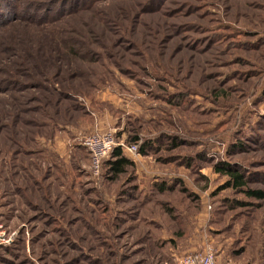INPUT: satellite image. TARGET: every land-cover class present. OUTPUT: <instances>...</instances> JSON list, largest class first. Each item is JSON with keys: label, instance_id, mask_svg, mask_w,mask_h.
Here are the masks:
<instances>
[{"label": "rangeland", "instance_id": "obj_1", "mask_svg": "<svg viewBox=\"0 0 264 264\" xmlns=\"http://www.w3.org/2000/svg\"><path fill=\"white\" fill-rule=\"evenodd\" d=\"M39 1L50 4L51 15H66L38 27L16 25L20 34H8L14 55L3 46L0 66L27 49L35 60L26 65L28 84L68 92L88 108L96 88L91 98L108 96L110 115L125 130L121 142L133 131L141 138L178 135L186 144L179 154L203 158L187 168L139 155L136 170L117 180L95 178L88 153L82 146L70 151L65 131L47 139L28 128L32 134L16 135L14 126L11 135L9 93L0 91V224L14 234L0 248V264H178L190 232L179 216L187 212L191 230L201 232L196 243L210 244L217 264H264V201L219 190L227 179L213 167L240 168L248 188L264 193V0H93L81 12L66 0ZM64 39L85 46L77 48L79 58L52 65L64 54ZM68 62L77 73L66 82ZM169 94H185L187 109L166 104ZM81 112L69 111L70 124ZM146 171L174 190L157 195L147 185L150 202L130 192L135 183L141 188L135 176ZM234 201L248 206L231 208ZM143 217L155 225L141 223Z\"/></svg>", "mask_w": 264, "mask_h": 264}, {"label": "trees", "instance_id": "obj_2", "mask_svg": "<svg viewBox=\"0 0 264 264\" xmlns=\"http://www.w3.org/2000/svg\"><path fill=\"white\" fill-rule=\"evenodd\" d=\"M13 1L14 0H0V34L2 30L9 29L6 34L7 36L5 35V37L2 38L4 34L0 35V50L3 49L4 46L5 50L8 51L10 55H14L10 51L12 48L15 47L13 46V41L15 37L12 38L8 34H13L14 31L20 34V30L16 28V25L38 27V25L41 24L44 25L58 22L59 20L61 21L66 15V11H60L59 9L55 11V14L51 15L52 10L50 4L46 5V3H42L39 0H16L19 1V6L13 5ZM92 1L93 0H66V2L68 3V9H71V11L76 10L77 12L88 11L93 5ZM22 2L25 3L24 7L22 6ZM41 11L43 12L41 13ZM39 15L40 17H38ZM49 15L51 16L49 17ZM71 41L72 42H69V40L67 39H64V41L62 40V46L59 47L58 51H63L64 54L61 58L60 56L56 57V59L53 58L52 65L53 62L60 63L62 59H66L65 57L70 59L79 58L80 54L78 53L79 51H77V48L81 50V47H84L85 45L78 44L73 40ZM79 45H81V47ZM53 52L58 55L55 50H53ZM50 55L52 56V52H50ZM20 56L21 58H19L17 62L8 61L6 63H1L2 67L0 66V69L2 70L0 71V75L6 76V78L0 79V91H4L7 94L9 93L8 103L5 105L6 108L4 109H7L9 107L5 118H7V120H10L11 124H9V127H5H7L9 131H11L10 134L13 135L14 126H16L19 130V132L14 130L18 132L16 135L22 134L23 136H26L28 133H31L28 130L25 131L26 128L34 129L35 136L41 135L38 137L44 136L47 139H52L55 133H57L58 135V133H63L64 131L68 133L70 137H73L76 133H83L87 135L86 132H84V125L87 123L92 124L95 119L94 115L98 112H101V105L99 104V102L91 98L93 97L92 94L94 93L96 88H94L92 92H90V107L88 108L85 105L79 104L76 99L77 96L70 95L68 94V92L65 93L64 91L57 92L56 90H50L44 88L39 83L28 84L27 81H31L30 78L33 79V77L28 74L29 69L26 67V65L28 61L30 63H35V60L32 58L31 53L27 49H24L21 52ZM45 61L47 63L46 56ZM70 61L72 62V60ZM69 62L66 65V70L69 77L68 79H66V82L74 79L73 75H76L77 73L71 70H76V66H72ZM61 71V68L56 69L55 73L57 77L60 75ZM42 76H44L43 72L41 74V77ZM21 78L24 79L23 82L19 80ZM31 90L33 92H31ZM185 97V94H169L166 96L165 100L163 99V101L169 106H180V108L186 110L187 107L185 106ZM67 101H75L77 106H65L64 102L67 103ZM31 102L35 103L33 107L29 106ZM69 111H72L74 113H80L82 111V116L81 118H78L76 123L70 124L73 119L68 116ZM36 115L38 118H36ZM5 118H0V120ZM134 119L137 118L134 117ZM138 120L142 122L140 119ZM62 122L65 123L62 124ZM116 125V131H118V133L114 132L113 136L116 142H121L120 140L122 139H119V137L125 135V130H122L120 122L118 123V117ZM43 129H47V132L39 133L42 132ZM10 138L13 140V142H15L14 137ZM123 142L125 145L128 146L137 145L139 155H141L142 157L153 156L154 159L156 161H159V163L161 164L174 163L180 166L184 165L185 167L189 168L192 164H194L193 161L196 158H198L199 160L203 158V154L200 153L185 156L179 154V151H182V146H186V144H184V140L178 135L170 136L159 132L156 136H146L145 138H141V134L138 131H133V133L127 135L126 139L123 140ZM176 151H178V156L170 155L172 152ZM164 154H167L166 157H164ZM213 167L214 173L224 176L227 179L225 184L220 187L219 190L232 189L236 191V193L244 195L247 199L264 201V193L262 191L248 188L249 181L245 171L241 170L240 168H233L229 163L225 162H219ZM136 168L137 165L135 162L132 161L130 155L127 154L120 146H117L113 149L109 158L103 161L100 174L97 178H105L111 181L117 180L121 175L126 174L129 169L136 170ZM143 175L145 174L140 173V175L135 176V180H137V183L142 181L141 177ZM146 186L147 185L141 184V188L139 189L138 184L136 185L135 183L134 186H131L130 192L135 189L138 194H140L141 196L143 195V199L146 200V202H150L151 196H146L148 195L146 194V192H148ZM151 186L152 193L156 191L157 195H164L165 193L172 192L174 190L173 186L161 181L152 182ZM144 200L141 202V204L145 202ZM155 205L159 206V208L162 209L164 204L162 201L159 200L158 203H155ZM229 206L231 208H242L247 207L248 203L234 201L230 203ZM187 213L182 215L181 217L179 216L180 223L182 224L184 229L185 226H187L189 220V213ZM140 221L141 223H145L147 225H155L154 220H150L149 222H147L145 217L140 218ZM186 235L187 231L185 233V236ZM145 236L146 234H143L140 237L142 239ZM173 237L174 238L169 237V240L167 241H175V236Z\"/></svg>", "mask_w": 264, "mask_h": 264}, {"label": "built area", "instance_id": "obj_3", "mask_svg": "<svg viewBox=\"0 0 264 264\" xmlns=\"http://www.w3.org/2000/svg\"><path fill=\"white\" fill-rule=\"evenodd\" d=\"M114 131L111 129L105 132H94L82 136L78 143L89 155V170L93 177L100 174L102 163L108 159L113 149L120 146L126 153L139 156L137 145H125L123 142H116ZM210 209V207H207ZM13 235L7 232L6 227L0 224V248L8 247L12 243ZM178 264H217V257L213 247L206 244L200 252L181 257Z\"/></svg>", "mask_w": 264, "mask_h": 264}, {"label": "crops", "instance_id": "obj_4", "mask_svg": "<svg viewBox=\"0 0 264 264\" xmlns=\"http://www.w3.org/2000/svg\"><path fill=\"white\" fill-rule=\"evenodd\" d=\"M97 102H99V104L101 105V112L100 113L98 112L97 114L94 115L95 119H94V122L92 124L87 123V124L84 125V132H86V134H88L90 132L94 133L96 131L105 132L108 129H111V130H113L115 132L116 126H117L116 125L117 124V120H115V119H117V117L114 118V120H113V117L110 115V108L112 107V102L109 100L107 95H106V97L104 95L101 96L99 101H97ZM84 135L85 134H83V133H76L73 137H69V138L67 137V141H68L67 145H68L70 151L72 150V148H74L76 146L77 147L80 146L78 141ZM130 158L137 165L138 158L134 157V156H130ZM148 171H149V169H148ZM144 174L145 175H143L141 177V180L143 182L140 180L141 182H139V183H141L143 185H151L152 182L158 181L157 178H154V177L150 176L149 172L146 171V172H144ZM3 208H4V204L2 203L0 205V210L2 211ZM189 221L190 220H188V223H187L186 227H187V229L190 228V232H187V235L182 239L183 242H184L183 246L181 245L182 247H179V248L182 249L181 251H182V254H184V255L194 254V253L200 251L201 249H203L202 248L203 243H201V246L199 245V243H196V238L201 233L200 229L198 231H197V229H195L196 232L195 231L193 232L191 230L190 225H189V224H191ZM163 240L167 241V240H169V237H167V238H165Z\"/></svg>", "mask_w": 264, "mask_h": 264}]
</instances>
